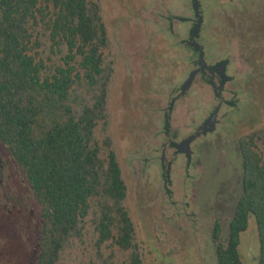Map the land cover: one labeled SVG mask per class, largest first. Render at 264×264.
<instances>
[{
  "label": "rangeland",
  "instance_id": "rangeland-1",
  "mask_svg": "<svg viewBox=\"0 0 264 264\" xmlns=\"http://www.w3.org/2000/svg\"><path fill=\"white\" fill-rule=\"evenodd\" d=\"M204 11L200 42L207 62L227 60L226 86L238 89V107L220 108L213 130L192 144V166L176 157L167 175L159 156L166 137L179 139L212 111L210 84L194 77L186 92L164 108L195 67L187 38L191 0H99L115 76L109 90V133L128 191L145 264H218L211 238L218 221L227 238L241 192L240 137L264 136V0H198ZM225 96H230L228 92ZM172 148L166 147L168 158ZM165 173V174H164ZM193 175V176H192ZM39 208L17 178L0 143V264H34ZM244 264H257L259 242L253 216L240 234Z\"/></svg>",
  "mask_w": 264,
  "mask_h": 264
},
{
  "label": "trees",
  "instance_id": "trees-1",
  "mask_svg": "<svg viewBox=\"0 0 264 264\" xmlns=\"http://www.w3.org/2000/svg\"><path fill=\"white\" fill-rule=\"evenodd\" d=\"M115 76L99 0H0V143L39 208L34 264H145L109 133ZM241 192L218 264H244L253 216L264 264V136L238 139Z\"/></svg>",
  "mask_w": 264,
  "mask_h": 264
},
{
  "label": "flooded vegetation",
  "instance_id": "flooded-vegetation-1",
  "mask_svg": "<svg viewBox=\"0 0 264 264\" xmlns=\"http://www.w3.org/2000/svg\"><path fill=\"white\" fill-rule=\"evenodd\" d=\"M182 17L185 19H181ZM175 18L176 19L178 18L181 21L188 22L190 24L189 29H188V36H187V38H183L182 41L192 51V57H193L192 61L195 63V67L192 70L198 69L197 73L195 74V77L200 76L210 84V86L212 87V90L216 96L215 99L217 100V103H216V105H214L212 111H210V113L207 115V117H205L200 124L195 126L192 131L188 132L187 134H184L179 139H177L179 137V134L177 131H175L172 136L166 137V140L162 144V149L160 151L159 161H160V164H161V167L163 168V170L166 169L165 172L167 173V175L170 171L172 164L175 162L176 157L182 156L185 159L184 170L186 172V175L189 176L190 174H188V171H189L190 166H192V161H193V156H194L193 154L195 151L192 148V144L199 137L205 135L207 132L210 131L207 129L206 132H203L201 129V126L208 120V118L211 116V114L213 113V111L215 109H217V114H216V116H217L220 108L223 107L224 105L227 107L226 113H228V114L233 112L237 108L240 109V107H238L239 99L237 98V93L239 92V90L226 86V84L228 82L231 83L234 80V77L232 75H229L226 72L227 65L225 66V68L223 70L221 66L216 65L219 62V60L215 61L214 63H208L207 62L208 55L206 54V51H204L205 45L200 42V36H201V31H202V22L204 19V11H203L202 7H200V5H199L198 10H196V11L192 7V16H188V17H184V16L176 17L174 15L169 16L168 21H169L170 28L172 27L173 19H175ZM196 25L199 26L198 27L199 28L198 36L191 39L190 33ZM189 41L192 43H189ZM195 41L202 47L203 58L207 64L201 69H199V63H198L199 49L196 48ZM226 60H228V59H226ZM226 92H228L230 94V96H225L224 93H226ZM182 95L183 94H180V89H177V92L173 96H171L170 105L168 106V108H164V117H165L164 118V123H165L164 133L166 135L169 134L168 121H167V118H168L167 113L169 111L168 109H171V104L173 103V101ZM219 121L220 120L218 118H215V126L218 125L217 123H219ZM208 126L209 125H206V127H208ZM189 137H192V139L190 140L189 144L187 145L184 141H185V139H187ZM167 146H170L173 149L172 150L173 156L171 158H168L165 154V150H166ZM187 154H190V156L188 157Z\"/></svg>",
  "mask_w": 264,
  "mask_h": 264
},
{
  "label": "water",
  "instance_id": "water-1",
  "mask_svg": "<svg viewBox=\"0 0 264 264\" xmlns=\"http://www.w3.org/2000/svg\"><path fill=\"white\" fill-rule=\"evenodd\" d=\"M192 2V7L194 8V10H198V7H199V2L198 0H191ZM181 19H185V18H181ZM199 26L196 25L191 33H190V38H195L196 36H198V33H199ZM189 43H192L189 41ZM195 46L196 48L199 49V59H198V63H199V69L203 68L206 64L204 58H203V50H202V47L195 41ZM226 63H227V60H221L220 62H218L216 65H219L222 67V69L224 70L225 66H226ZM198 69H194L192 70L187 78L184 80V82L181 84L180 86V94H184L186 92V90L189 88V86L191 85L194 77H195V74L197 73ZM174 100V99H173ZM216 114H217V109H215L213 111V113L211 114V116L208 118V120L201 126V129L203 132H206V130H213L214 126H215V118H216ZM206 125H209L208 127H206ZM192 139V137H189L187 139H185V143L188 145L190 140ZM188 157L190 156V154H187ZM165 174V173H164Z\"/></svg>",
  "mask_w": 264,
  "mask_h": 264
}]
</instances>
